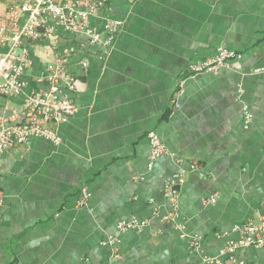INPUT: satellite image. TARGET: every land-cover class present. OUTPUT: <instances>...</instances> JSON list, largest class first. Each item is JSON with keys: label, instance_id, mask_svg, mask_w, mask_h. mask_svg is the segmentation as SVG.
Here are the masks:
<instances>
[{"label": "crops", "instance_id": "1", "mask_svg": "<svg viewBox=\"0 0 264 264\" xmlns=\"http://www.w3.org/2000/svg\"><path fill=\"white\" fill-rule=\"evenodd\" d=\"M74 1L88 10L97 0ZM23 2L0 0V15ZM110 20L120 25L108 45L52 20L25 41L29 85L2 98V112L46 88L40 79L60 58L77 79L78 112L56 126L62 143L36 138L0 158V264H205L203 255L227 264L233 227L257 220L264 202V74L253 73L264 64V0H107L89 23ZM220 48L240 55L232 67L191 72ZM151 130L180 163L165 154L148 168ZM182 171L184 232L162 220L172 210L165 179ZM134 218L147 224L118 229ZM235 258L264 264V247Z\"/></svg>", "mask_w": 264, "mask_h": 264}, {"label": "built area", "instance_id": "2", "mask_svg": "<svg viewBox=\"0 0 264 264\" xmlns=\"http://www.w3.org/2000/svg\"><path fill=\"white\" fill-rule=\"evenodd\" d=\"M106 1L97 0L85 10L74 0H24L21 5H12L5 15H0V158L10 148L27 145L36 138L47 140L54 145L62 143L56 126L68 121L78 112V107L69 94L77 88V79L67 71L63 58L50 63L45 76L41 77L40 81L45 83L46 88H32L20 109L9 113L2 112L1 99L21 97L29 85L25 75L32 65V59L29 57L25 41L39 40L46 35L48 22L52 20L66 30L85 34L92 43L108 45L113 40L120 21L110 20L102 30L92 27L89 23L90 16L103 7ZM239 57L235 51L220 48L215 56L191 65V72L216 73L221 68L232 67ZM253 73L264 74V64L256 66ZM243 108L245 121L249 123L252 113L247 105ZM148 140L151 147L149 169L165 154L174 156L177 163L181 162L180 158L167 149L155 130L149 131ZM184 182V171L165 179L164 193L172 210L162 216L163 221L172 224L181 232L186 229L185 223L178 220L180 187ZM81 192V204H85L90 192L87 187H83ZM3 206L4 199L0 196V218ZM146 224V220L134 218L130 222L119 223L118 229L123 231L133 227L141 228ZM232 231L238 233V238L229 240L222 254L227 257V264H248L238 261L235 252L244 247H264V202L257 220L251 219L243 225H235ZM230 233L232 232L221 231L217 235L227 237ZM190 247L201 252V236H191ZM203 261L205 264H223L221 260L207 255H203Z\"/></svg>", "mask_w": 264, "mask_h": 264}]
</instances>
